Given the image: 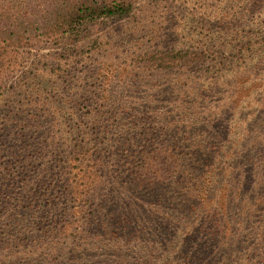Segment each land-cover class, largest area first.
<instances>
[{"label": "rangeland", "instance_id": "1", "mask_svg": "<svg viewBox=\"0 0 264 264\" xmlns=\"http://www.w3.org/2000/svg\"><path fill=\"white\" fill-rule=\"evenodd\" d=\"M172 51L194 63L170 70L151 63ZM259 79L264 81V0H135L123 19H98L62 42L35 45L0 93V212L33 207L40 216L48 200L53 206L66 201L58 199L60 180L71 185L77 173L71 166L77 165L78 141L101 136L115 144L122 137L131 146L143 140L171 146L166 131L177 123L184 129L179 144L190 146L183 168L189 179L181 173L167 191L199 187L201 207L194 201L195 210L179 228L173 221L170 240L155 236L145 220L139 236L126 231L108 238L104 250L85 253L80 264H115L122 256L125 264H264V231L247 207L255 192L236 183L238 161L249 153L234 151L242 130L264 131ZM118 156L106 164L121 167ZM250 159L242 167L247 182L252 166L263 172L255 153ZM2 215L0 225L7 219ZM190 228L199 231L179 245ZM7 240L11 247H0V264H72L69 241L55 254L36 243L27 248L30 240L22 248Z\"/></svg>", "mask_w": 264, "mask_h": 264}, {"label": "trees", "instance_id": "2", "mask_svg": "<svg viewBox=\"0 0 264 264\" xmlns=\"http://www.w3.org/2000/svg\"><path fill=\"white\" fill-rule=\"evenodd\" d=\"M134 4L135 0H0V93L6 87L9 75L24 63L27 51L35 45L43 41L62 42L83 24L98 19H123L131 13ZM185 58L187 57L184 56V62L180 61L179 59L183 58H177L172 51L164 58L153 57L151 63L166 70L174 69L182 63H194L185 62ZM260 81L264 82L262 79ZM263 87L264 83L261 92ZM175 125L166 131L169 132L166 140L171 146H164L161 142L150 145L146 140L137 146H131L130 141H124L122 137L116 138L115 144H107L106 138L101 136L97 137L98 140L90 139V146L84 141H78L74 151L77 165L71 166L77 173L69 180L71 185L60 180L63 187L58 199L62 201L64 198L66 201L53 206L48 200L43 203L40 216L32 214L33 207H27L28 210L21 212V209L16 211L11 207V211L14 210L11 215L10 212H0V215L7 216L5 222L0 225V247H11L7 239L15 240L18 248H22L24 243L30 240L27 248H32L36 243L39 244L38 248H50L49 251L56 254L60 248H65L69 241V248L72 249L69 262L80 264L87 258L85 253L91 257L92 254L104 250L102 246L107 243L108 238L119 234L126 235V231L130 236H139L140 225L145 220L155 230V236H160L164 241L170 240L173 235V221L176 228H179L183 218L188 220L195 210L192 203L197 201L198 207L202 204V198L196 196V193L202 195L199 187H184L180 193L167 191V186L174 185L181 173L184 181L189 179L183 168L187 156L184 149L189 150L190 146L179 144L180 133L184 132V129H180L177 123ZM239 136L242 140L235 144L234 151H247L249 155L241 156L238 161L236 183L238 187L247 184L252 192H255L256 198L247 207L252 214L259 216L257 230L264 231V194H258L259 190L264 189V131L248 127L242 130ZM127 145L135 149H125L122 152V148ZM115 148H118V151L113 150ZM254 153L260 158L258 161L262 163L260 166L263 172L252 166L253 170L249 173L250 179L247 182L242 178V167L251 162L250 154ZM121 154L128 155V160H124L125 157L120 156ZM116 155L121 158L120 163L124 164L117 169L105 162L116 158ZM201 156L203 158L206 155ZM86 185L91 189L84 191ZM172 192L179 196L174 198ZM144 199H148L147 202H144ZM125 201L127 203H124ZM54 207H59L56 217ZM18 208L20 206L16 209ZM219 209L221 215V212L227 213L229 208L227 206ZM72 216L77 217L76 226L68 220ZM59 217H62L63 221H60ZM37 230L43 231L44 234L36 237ZM198 231L199 229L190 228L189 232H184L186 238L179 245L187 244ZM225 231L227 226L224 225L223 232ZM51 233H55V236ZM47 236L52 237L46 239ZM50 240L52 243L49 244ZM84 248L86 252L83 251ZM129 249L118 248V252L130 251ZM132 260L133 257L130 262ZM126 262L127 258L122 256L114 263Z\"/></svg>", "mask_w": 264, "mask_h": 264}]
</instances>
